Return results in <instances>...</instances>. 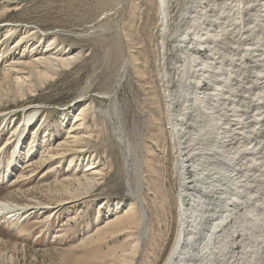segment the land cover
<instances>
[{
	"label": "rangeland",
	"instance_id": "obj_1",
	"mask_svg": "<svg viewBox=\"0 0 264 264\" xmlns=\"http://www.w3.org/2000/svg\"><path fill=\"white\" fill-rule=\"evenodd\" d=\"M9 1H0V177L10 172L7 166L15 159L17 134L12 135L20 120L31 113L37 117L33 133L25 130L23 150L9 179L0 181V201L28 208H40L35 205L39 202L50 209H34L24 220L0 219V251L5 260L13 258L0 264H163L179 229L178 145L169 129L164 73L169 69L171 17L187 0H166L164 22L160 0ZM21 36L27 40L19 45ZM49 40L54 41L52 49L78 54L79 60L40 88L37 84L34 95L25 92L26 86L21 94L15 76L4 75L6 66L16 54L39 57ZM171 93H176L175 87ZM84 104L95 110L81 133L89 142L82 153L59 157L53 148L66 138ZM98 110L105 115L113 111V122ZM113 129H120L139 150L141 197L149 226L138 251L137 217L128 225H107L129 210L133 198L128 185L136 184L134 172L126 171V148ZM36 137L40 148L26 163L27 147ZM89 164L103 169L105 176L96 191L79 197L81 191L71 185L68 197L56 186L79 179L77 170ZM66 202L70 203L62 205ZM202 209L194 210L196 222L203 223Z\"/></svg>",
	"mask_w": 264,
	"mask_h": 264
},
{
	"label": "bare ground",
	"instance_id": "obj_2",
	"mask_svg": "<svg viewBox=\"0 0 264 264\" xmlns=\"http://www.w3.org/2000/svg\"><path fill=\"white\" fill-rule=\"evenodd\" d=\"M158 2L164 22L167 3ZM171 19L168 30L171 50L166 55L169 69L164 73V81L168 88L169 129L178 145L179 229L163 264H264V0H187ZM163 32H166L164 27ZM19 38L16 43L20 45L27 37ZM50 42L39 57L16 54L15 61L6 63L4 75L15 76L14 83L20 92L26 86L25 92L34 95L38 88L79 60L78 54L52 49L54 41ZM172 87L176 88L175 94L171 93ZM90 113L95 114V110L89 104L77 110L66 138L53 148L55 154L64 157L83 152L90 138L81 133L88 129L83 128ZM114 114L112 111L103 115L112 123ZM36 117L31 113L14 130L15 159L7 166L10 172L2 175L0 181L8 180L13 172L25 130L31 129ZM250 117L254 122H249ZM113 133L126 148V171L134 172L136 184L128 185L133 198L129 210L107 225L123 222L128 225L137 217L138 251L149 226V213L141 197L139 150L137 145L128 143L120 129H113ZM34 134H37L35 128ZM35 139L27 147L30 156L26 163L40 148L38 138ZM43 160L40 166L45 163ZM83 168L77 170L81 174L79 179H67L66 186L62 183L56 186L67 195L71 185H75L81 191L79 197L88 196L100 186L103 169L92 164ZM67 203L70 202L62 205ZM35 205L40 208L0 201V219L24 220L34 209H50L39 202ZM200 206L203 223L194 220L198 216L194 210ZM3 253L0 251V263L13 259L10 256L5 260Z\"/></svg>",
	"mask_w": 264,
	"mask_h": 264
}]
</instances>
